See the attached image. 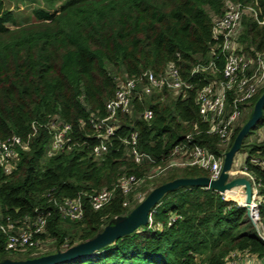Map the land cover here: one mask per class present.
Listing matches in <instances>:
<instances>
[{
  "label": "trees",
  "instance_id": "obj_1",
  "mask_svg": "<svg viewBox=\"0 0 264 264\" xmlns=\"http://www.w3.org/2000/svg\"><path fill=\"white\" fill-rule=\"evenodd\" d=\"M42 1L48 10L61 6L54 13L35 9L33 23L16 27L14 12L0 0V139L17 137L28 146L18 149L10 175L0 165V224L22 226L38 212H51L43 239L54 248L39 257L92 240L128 217L142 202L124 207L132 195L127 198L116 188L112 203L98 212L90 197L114 189L125 175L143 180L153 166L165 167L178 145H197L218 157L229 152L244 126L234 131L226 150L217 136L208 133L196 96L210 75H192V70L209 63L202 60L208 55L223 68L224 58L212 37L214 19L222 17L227 2L254 4V0ZM259 4L264 15V4ZM238 42L245 54L262 53L264 26L245 18ZM170 63L179 67L193 89L185 98L169 101H163L168 91L134 98L132 115H119L108 151L95 157L92 151L99 139L92 120L107 117L106 105L120 83L147 71L161 75ZM263 94L264 87L245 107L251 109L247 122ZM147 109L154 112L150 122L143 118ZM52 123L71 125V142L49 156ZM257 126H264V110ZM135 132L139 149L152 156L155 165L139 166L130 157L126 141ZM246 139L240 153L248 155L245 166L264 197V169L252 164L264 161V143L250 147ZM208 176L200 168H183L181 176L168 174L152 190L179 178ZM79 197L85 208L83 220L61 219L55 202ZM253 214L264 228V203ZM5 245L0 231V262L9 254ZM235 252L264 259V240L247 209L225 201L214 190L183 187L164 196L152 210L148 226L93 256L65 264H226Z\"/></svg>",
  "mask_w": 264,
  "mask_h": 264
},
{
  "label": "built area",
  "instance_id": "obj_2",
  "mask_svg": "<svg viewBox=\"0 0 264 264\" xmlns=\"http://www.w3.org/2000/svg\"><path fill=\"white\" fill-rule=\"evenodd\" d=\"M261 1L264 4V0H254V4L227 2L224 14L220 18L215 17L212 29L216 49L220 51V55L224 58L223 68L220 69L216 61L211 60L206 64L199 63L192 70V75L202 73L210 75L208 84L198 89L196 102L202 119L209 125L208 133L217 136L224 145L225 150L230 146L235 124L241 118L243 109L245 110V107L249 105L256 93L264 87V51L254 57L250 56L243 52L238 42L245 18L252 19L259 26H264V15L259 4ZM191 89H193V86L183 79L179 67L174 63H170L161 75H155L153 72L147 71L139 77L122 81L115 97L106 105L107 117L98 121L92 120L99 139V144L93 148L92 153L99 158L108 151L107 141L115 135L119 127V115H132L134 98L139 97L142 99L143 96L151 94L152 91L157 93L168 91L176 97L185 98L187 91ZM143 118L147 122L152 121L154 112L147 109L143 114ZM48 130L52 136L49 156L56 155L66 146L70 147L71 125L52 123ZM33 131L36 134V126H33ZM187 139L190 140V137H187ZM126 144L129 147L130 157L137 165L156 164L152 156L143 153L139 149V135L137 132L132 133ZM19 148L27 150L28 146L17 137L8 140L0 139V165L6 175H10L16 166ZM225 156L226 153L218 157L208 149L197 145L189 147L186 144H181L174 149L171 159L165 167L153 166L144 179L152 180L154 177L164 175L165 171L174 168L196 167L206 171L211 180H217L221 175ZM252 164L264 169V161L253 160ZM231 175L243 176L256 186L254 178L248 173L246 166L240 170L232 171ZM141 180L134 175L123 176L114 189H104L90 197L89 201L92 209L98 212L110 205L114 199L116 188L128 198ZM237 189H242L243 191H241L245 195L243 187ZM221 195L225 201H232L228 200L226 193ZM257 197L260 198V203L255 201ZM253 198L252 209L254 213L264 203V197L260 196L257 186L253 189ZM233 202L238 204L237 201ZM130 204L129 200H125L123 206L127 208ZM55 206L63 220L76 222L84 218L85 208L80 197L65 199L61 203L55 202ZM51 214V212L47 214L38 212L34 220L31 218L26 219L22 226L11 222L8 225L0 224V231L6 236L5 250L7 252L22 249L43 251L47 243L43 236L46 234ZM253 219L255 225L260 226L259 228L263 230V232H260V236L264 240L262 224L259 219L254 217V214ZM245 254L249 255V259L245 264H264V259L261 260L249 253Z\"/></svg>",
  "mask_w": 264,
  "mask_h": 264
},
{
  "label": "water",
  "instance_id": "obj_3",
  "mask_svg": "<svg viewBox=\"0 0 264 264\" xmlns=\"http://www.w3.org/2000/svg\"><path fill=\"white\" fill-rule=\"evenodd\" d=\"M264 110V94L257 101L252 118L244 125L238 134L232 148L225 156L223 168L219 179L211 180L209 177L179 178L163 184L150 192V194L130 213L128 217L114 226L104 229L94 239L78 244L66 251L22 261L5 260L0 264H65L77 259L95 255L102 249L113 245L116 241L129 236L151 222L152 210L157 207L164 196L183 187H202L225 194L237 188L245 189V204L249 217L253 223V186L245 178L230 179L236 155L240 152L244 140L252 129L261 121ZM255 224V223H254Z\"/></svg>",
  "mask_w": 264,
  "mask_h": 264
},
{
  "label": "rangeland",
  "instance_id": "obj_4",
  "mask_svg": "<svg viewBox=\"0 0 264 264\" xmlns=\"http://www.w3.org/2000/svg\"><path fill=\"white\" fill-rule=\"evenodd\" d=\"M5 2V6L7 9L11 10L14 12L15 17H16V27L17 26H23V25H27V24H31L34 22V15L33 12L35 9H44V10H48V7L43 3L42 0H4ZM61 6V4H58L56 6L55 9L52 10H48L51 13H54V11H56V9H59ZM12 29L16 28L15 26H10ZM204 61H211L212 60V56L208 55L205 59H202ZM121 79V77L119 78ZM122 81V80H121ZM120 81V82H121ZM157 92L152 91L151 94L146 95L145 97L149 98L152 95H156ZM174 98H176V96H174L172 93H170L169 95L165 96L163 98V101H169V100H173ZM251 114V109L246 108V110L243 109V114L241 116V118L239 119V121L235 124V130L239 127H243L245 125V123L247 122V120L249 119ZM251 134L247 137L245 143L250 147H252L253 145L257 144V143H264V126L262 127H258L256 126L254 129L251 130L250 132ZM248 155L246 153H238L235 157L234 160V165H233V169L232 171H237L242 169L245 166L246 163V159H247ZM150 172V171H149ZM174 174L176 173L177 175L181 176L183 174V168H174V169H170L165 171L164 175H168V174ZM164 175H159L157 177H154L152 180H148V179H143L141 180V182L139 183V185L136 186L134 192L132 193V199L131 200V206L132 207L135 203L137 202H141L143 201V199L146 197V194L148 193V191L152 190L153 186L163 182L166 178V176L164 177ZM243 178V176H230V179H236V178ZM253 189L256 187L254 186V184L252 183ZM242 190V189H241ZM239 189H234L232 191H229L228 194H230L231 197L238 199L239 202L241 201H245V195L243 194V190L241 191ZM130 198V197H129ZM255 201L260 203V198L257 197L255 198ZM238 202V204H240ZM69 221V220H67ZM72 222V221H71ZM64 224L66 226L71 225L70 222H64ZM260 227V226H259ZM256 225L257 230L260 232H263V230H261V228H259ZM54 248V244L51 242L46 243V247L44 248L43 251H39L37 249H22V250H16V251H12V252H8L9 254L6 255V260H10V261H15L18 259L21 260H28V259H33V258H37L39 256L42 255V253L44 252H48V251H52ZM248 254L245 253H239V252H235L232 253L228 259V263L227 264H245L247 263V260L249 259Z\"/></svg>",
  "mask_w": 264,
  "mask_h": 264
},
{
  "label": "bare ground",
  "instance_id": "obj_5",
  "mask_svg": "<svg viewBox=\"0 0 264 264\" xmlns=\"http://www.w3.org/2000/svg\"><path fill=\"white\" fill-rule=\"evenodd\" d=\"M228 193H229V192L226 193V196H227L228 200H232V201H237V202H239L238 199L231 197L230 194H228ZM239 203L242 204V205H244V204H245V201H241V202H239Z\"/></svg>",
  "mask_w": 264,
  "mask_h": 264
},
{
  "label": "crops",
  "instance_id": "obj_6",
  "mask_svg": "<svg viewBox=\"0 0 264 264\" xmlns=\"http://www.w3.org/2000/svg\"><path fill=\"white\" fill-rule=\"evenodd\" d=\"M249 109V108H248ZM246 110V109H245Z\"/></svg>",
  "mask_w": 264,
  "mask_h": 264
}]
</instances>
